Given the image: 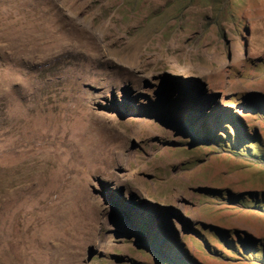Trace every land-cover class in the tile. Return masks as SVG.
Masks as SVG:
<instances>
[{"label": "rangeland", "instance_id": "obj_1", "mask_svg": "<svg viewBox=\"0 0 264 264\" xmlns=\"http://www.w3.org/2000/svg\"><path fill=\"white\" fill-rule=\"evenodd\" d=\"M121 1L0 0V264H172L132 225L191 264H258L212 256L200 222L264 242V212L203 191L258 197L264 162L186 119L264 99V0H230L218 27L195 0L161 30V0L128 23Z\"/></svg>", "mask_w": 264, "mask_h": 264}, {"label": "trees", "instance_id": "obj_2", "mask_svg": "<svg viewBox=\"0 0 264 264\" xmlns=\"http://www.w3.org/2000/svg\"><path fill=\"white\" fill-rule=\"evenodd\" d=\"M161 1L162 5L148 16H145V14L152 6L151 0H122L117 9L121 19L127 23L134 16H145L146 19L144 21L148 26L153 27L154 30H161L170 22L178 24L182 21L185 8L195 0ZM197 1L201 2L207 11L205 20L212 22L214 26H220L225 15L228 16L229 21L236 23L237 16L230 10V0ZM207 14L209 15L207 16ZM258 96L262 97V95ZM260 99L243 108L248 112L246 115L230 112L229 115H216V119H211L212 121L203 123V125L193 124L191 118H187L186 121L189 123H185L190 125L196 136L201 137L207 144L220 152L236 158L249 156L262 163L264 162V131H261L260 126L264 130V99ZM223 116L226 121H220ZM171 117L182 122L181 119L175 116ZM255 122L258 125H255ZM203 191L211 198L223 200L229 205H238L264 212V191L258 197H255L253 192H248L247 195L241 196V193L235 194L229 191L223 194L220 189L204 188ZM200 224L205 228L203 236L207 233L212 238L211 240L216 241L223 249L220 250L214 245H207L206 248L211 249L210 254L212 256L220 257L221 254H226V251L231 254L229 260L232 262L264 264L263 241L254 238L251 234L244 233L240 235L235 231L232 232L218 225L204 222H200ZM191 230L195 235L202 237L198 227L191 228ZM205 238H207L205 242L210 243L208 237L205 236ZM150 240L155 248L162 250L172 264H191L184 258L180 259L172 255L167 249H164L163 244L157 243L156 239ZM193 258H195V261L197 260L196 257Z\"/></svg>", "mask_w": 264, "mask_h": 264}, {"label": "water", "instance_id": "obj_3", "mask_svg": "<svg viewBox=\"0 0 264 264\" xmlns=\"http://www.w3.org/2000/svg\"><path fill=\"white\" fill-rule=\"evenodd\" d=\"M199 141H196L194 144H199ZM129 232L135 231V235L137 236V239L139 241V245L145 246L146 248L149 249V251H151V253L153 254L155 260L157 263H169V259L167 258V256L165 254H160L157 249L155 247L150 246L149 242L147 241V239H144L143 235L138 231V229L136 228L135 225L129 226L127 227Z\"/></svg>", "mask_w": 264, "mask_h": 264}]
</instances>
